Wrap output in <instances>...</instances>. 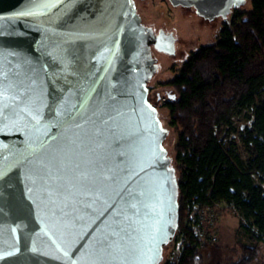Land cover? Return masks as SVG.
<instances>
[{
    "label": "water",
    "instance_id": "obj_1",
    "mask_svg": "<svg viewBox=\"0 0 264 264\" xmlns=\"http://www.w3.org/2000/svg\"><path fill=\"white\" fill-rule=\"evenodd\" d=\"M169 1L209 21L245 3ZM175 40L142 25L132 0H0V77L40 112L39 124L28 108L0 124V264L160 262L177 186L145 83L159 71L151 46L175 57ZM74 149L106 166L88 195L37 174L38 160Z\"/></svg>",
    "mask_w": 264,
    "mask_h": 264
},
{
    "label": "trees",
    "instance_id": "obj_2",
    "mask_svg": "<svg viewBox=\"0 0 264 264\" xmlns=\"http://www.w3.org/2000/svg\"><path fill=\"white\" fill-rule=\"evenodd\" d=\"M231 13L212 43L188 55L168 82L175 98L163 103L176 131V231L189 240L177 264L201 261L207 248L194 229L200 209L214 202L226 204L250 240L232 246L240 256L225 264H253L264 243V0ZM239 116L247 121L241 128Z\"/></svg>",
    "mask_w": 264,
    "mask_h": 264
},
{
    "label": "rangeland",
    "instance_id": "obj_3",
    "mask_svg": "<svg viewBox=\"0 0 264 264\" xmlns=\"http://www.w3.org/2000/svg\"><path fill=\"white\" fill-rule=\"evenodd\" d=\"M141 24L152 26L156 31L159 27H164L167 32L172 31L176 36L175 57L171 54L162 53L151 49V55L157 61L159 71L152 73L145 83L148 104L154 110L155 117L160 128L166 131V136L161 142V148L165 152V157H169V164L174 177H177V171L174 164V143L176 140V131L169 126L168 112L163 107L162 98L167 97V93H174L175 90L168 82L174 77L176 72L186 60L188 55L199 46L210 44L216 38L222 24L229 22L232 16L230 13L226 18L217 17L209 21L198 15L193 6L183 13L187 6L172 5L169 0H132ZM251 0H245V3L239 7L241 10L250 8ZM209 21V23H208ZM247 123L241 116L236 118V126L241 128ZM177 200V196H176ZM177 204V203H176ZM249 245L250 240L240 229L238 218L230 210L224 211L218 235V243L201 251V261L198 264H215L217 262L225 264L236 261L240 256V250H231L234 245ZM172 240L161 250L162 264L167 259H174L172 254ZM259 258L254 260L253 264H262L264 262V243L260 244Z\"/></svg>",
    "mask_w": 264,
    "mask_h": 264
},
{
    "label": "snow or ice",
    "instance_id": "obj_4",
    "mask_svg": "<svg viewBox=\"0 0 264 264\" xmlns=\"http://www.w3.org/2000/svg\"><path fill=\"white\" fill-rule=\"evenodd\" d=\"M18 85L3 77H0V124L3 123L5 114L13 118L19 116L28 108L32 118L39 124L40 112L38 107L28 105V97L16 100L19 94ZM7 93V95H5ZM7 101V102H6ZM57 116H65L73 119L71 113L57 112ZM38 176L43 182H47L56 193L88 195L95 191L97 185L105 180L106 166L100 161H86L81 158L78 150H73L67 156H49L47 159L38 160ZM134 207V205H131Z\"/></svg>",
    "mask_w": 264,
    "mask_h": 264
},
{
    "label": "built area",
    "instance_id": "obj_5",
    "mask_svg": "<svg viewBox=\"0 0 264 264\" xmlns=\"http://www.w3.org/2000/svg\"><path fill=\"white\" fill-rule=\"evenodd\" d=\"M167 100H169L168 97L162 98L163 102H166ZM251 122L252 119L249 121L248 126H250ZM235 137V133L229 134V138ZM262 188L264 189V185H262ZM226 210H228V207L225 203L221 202H214L213 204L205 205L200 209L197 225L194 229L195 237L200 248H208L218 243L220 221ZM172 241L174 242L172 247L174 259H172V262L177 264L178 258L184 247L189 244V240L185 234H180L175 231Z\"/></svg>",
    "mask_w": 264,
    "mask_h": 264
},
{
    "label": "flooded vegetation",
    "instance_id": "obj_6",
    "mask_svg": "<svg viewBox=\"0 0 264 264\" xmlns=\"http://www.w3.org/2000/svg\"><path fill=\"white\" fill-rule=\"evenodd\" d=\"M154 33L155 34H157L158 33V29L156 30V31H154ZM153 47L151 46V49H152ZM162 53H164V52H162ZM149 79V78H148ZM146 100H147V102H148V98H147V95H146ZM149 103V102H148Z\"/></svg>",
    "mask_w": 264,
    "mask_h": 264
}]
</instances>
